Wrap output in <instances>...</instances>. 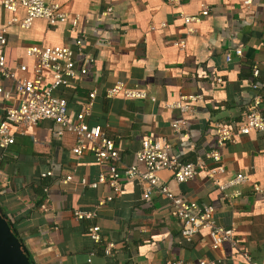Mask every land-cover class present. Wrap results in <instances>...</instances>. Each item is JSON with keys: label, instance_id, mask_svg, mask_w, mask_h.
<instances>
[{"label": "crops", "instance_id": "1", "mask_svg": "<svg viewBox=\"0 0 264 264\" xmlns=\"http://www.w3.org/2000/svg\"><path fill=\"white\" fill-rule=\"evenodd\" d=\"M48 1L82 15L79 28L86 36L87 50L95 56L87 74L72 78L56 94L68 99L76 120L89 93L96 91L87 122L100 125L115 140L122 172L134 163L146 135L167 139L173 154L183 161L205 157L217 145L219 125L245 118V105L253 95L251 83L264 82V0L250 6L241 0H188L182 6L164 0ZM204 4L210 12L190 32L182 14H198ZM108 7L112 11L103 16ZM19 12L24 15L23 9ZM11 15L0 8V28H6L8 37L5 54L12 68L32 66L35 59L26 52L31 45L74 46L76 33L69 24L50 25L37 19L24 29L7 25ZM101 36L110 43L100 45ZM236 48H242V55L234 53ZM228 51L233 54L231 61L225 59ZM255 66L258 76L253 74ZM19 74L35 76L32 71ZM45 77L51 80L49 73ZM118 81L145 90L148 97H108L107 90ZM0 83L13 90L11 80L0 79ZM183 97L188 98L187 112L167 106ZM18 100L15 94L0 100V122L6 108ZM184 119L186 125L178 133L172 124ZM75 144L74 133L57 136L53 121L44 120L16 133L0 161V209L16 223L33 264H163L200 258L215 264H247L243 252L264 264V131L239 134L221 149L220 163L208 161L213 167L225 168V180L237 173L249 177L228 190L212 183L205 171L183 183L174 180L172 170L158 173L159 185H169L189 200L213 205L218 223L234 229L238 247L225 243L220 249L212 247L207 231L185 241L182 223L166 199L153 193L151 201L145 202L143 185L137 179L123 174L121 192L106 183L98 188L83 185V177L97 179L105 167L91 152L73 157ZM49 170L54 175H42ZM66 175H73V180L63 182ZM254 184L263 190L257 191ZM105 196L112 200L98 205V199ZM75 210L95 215L80 220ZM93 225L100 227L99 241L90 236ZM109 243L113 247L106 254Z\"/></svg>", "mask_w": 264, "mask_h": 264}, {"label": "built area", "instance_id": "2", "mask_svg": "<svg viewBox=\"0 0 264 264\" xmlns=\"http://www.w3.org/2000/svg\"><path fill=\"white\" fill-rule=\"evenodd\" d=\"M172 6H182L188 0H164ZM244 5L250 6L256 0H241ZM0 8H4L12 15L7 20V25H18L28 29L37 19L46 20L50 25L66 23L76 33L74 46L51 45L40 46L31 45L27 48V55L35 59L31 67L19 64L15 68L8 66L5 54L8 37L6 28H0V79H7L13 82V90H6L0 83V100H9L13 95L19 97L17 105L6 108L5 119L0 122V161L5 156L6 149L15 142L16 133H24L32 126L38 125L44 120H51L56 127V135L62 136L67 131L76 136V144L71 150L73 157L79 158L86 152H91L97 163L105 167L99 177L88 180L81 179V183L91 188H98L100 184L106 183L115 192L122 191L121 177L127 175L132 180H138L143 185L142 198L145 202H150L153 193H158L166 199L167 205L172 214L182 223L181 236L185 241H192L194 237L203 231H207L212 239V247L220 249L225 243H230L238 247L235 231L232 227H226L218 223L216 210L213 205L200 204L197 201L189 200L180 193L175 192L169 185H159L158 173L161 170L169 169L174 173V180L183 183L194 178L200 171H205L208 178L220 187L221 190L238 186L249 181V177L243 173H237L227 180L223 179L225 168L221 165L212 166V163H220L223 159L221 149L229 142H234L239 134L247 135L251 132L264 131V82L254 81L251 83L253 95L251 100L245 105V118L242 121H233L228 125H219L216 128L217 145L211 148L205 157L198 156L196 161H183L173 154L172 144L165 138H158L146 135L141 139L140 148L135 153L134 163L123 172L120 169L121 153L115 140L108 137L100 125H91L87 118L91 116L93 106L97 97L96 91L89 93L88 100L82 104L80 111L76 115V120L72 119L70 104L66 97L59 96L56 91L67 85L70 80L78 75L88 73V65L95 61V56L87 48L85 34L79 28L83 17L80 13H71L64 5L48 0H0ZM19 9H23L22 16ZM112 11L108 7L103 13L106 16ZM209 6L204 4L198 14H182L184 23L190 32L195 31L193 24L199 23L202 16L208 15ZM101 16L99 20H101ZM89 19H86L88 22ZM97 42L100 45L110 43V40L101 36ZM234 53L242 55V48H236ZM232 51L225 54L226 61L232 60ZM32 71L35 76L22 77L19 72ZM46 73L51 76L50 81H46ZM254 76H258L257 66L253 70ZM14 93V94H13ZM108 97L122 95L126 98H145L148 93L140 88L127 86L126 82L118 81L107 90ZM195 99L196 97L190 96ZM156 100V98H152ZM186 97L167 104L168 107L179 108L182 112L189 110ZM186 120H177L172 126L180 133ZM43 176H52L54 172L49 170L42 173ZM73 180V175L63 177V182ZM257 191L263 188L254 184ZM240 194V192H238ZM112 200V196L100 197L98 205H104ZM75 216L80 219L92 218L95 212L81 210L74 211ZM90 236L93 240L101 239L100 227L93 225L89 228ZM113 247L109 243L106 247V254L111 253ZM247 264H258L248 252H243ZM163 264H215L207 258H200L197 261L190 260H170Z\"/></svg>", "mask_w": 264, "mask_h": 264}, {"label": "water", "instance_id": "3", "mask_svg": "<svg viewBox=\"0 0 264 264\" xmlns=\"http://www.w3.org/2000/svg\"><path fill=\"white\" fill-rule=\"evenodd\" d=\"M0 264H33L11 223L0 212Z\"/></svg>", "mask_w": 264, "mask_h": 264}, {"label": "trees", "instance_id": "4", "mask_svg": "<svg viewBox=\"0 0 264 264\" xmlns=\"http://www.w3.org/2000/svg\"><path fill=\"white\" fill-rule=\"evenodd\" d=\"M4 102V101H3ZM5 116H6V114H5ZM5 118V117H4ZM2 158H4V156L2 157ZM44 187V186H43ZM0 212L2 213V215L11 223V226H12V229H13V231H14V233H15V235L20 239V241H21V243H22V246H23V248L25 249V251H26V253H27V255L29 256V259H30V261L31 262H33V260H32V258H31V256H30V254H29V252H28V250H27V248H26V246H25V243H24V241L22 240V238H21V236H20V234L17 232V230H16V223L15 222H12L4 213H3V211L0 209Z\"/></svg>", "mask_w": 264, "mask_h": 264}]
</instances>
